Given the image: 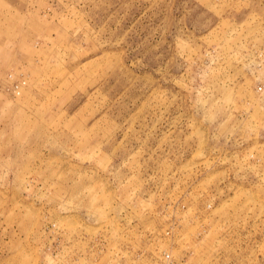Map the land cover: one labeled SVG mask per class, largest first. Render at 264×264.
<instances>
[{"label": "rangeland", "instance_id": "obj_1", "mask_svg": "<svg viewBox=\"0 0 264 264\" xmlns=\"http://www.w3.org/2000/svg\"><path fill=\"white\" fill-rule=\"evenodd\" d=\"M0 264H264V0H0Z\"/></svg>", "mask_w": 264, "mask_h": 264}, {"label": "built area", "instance_id": "obj_2", "mask_svg": "<svg viewBox=\"0 0 264 264\" xmlns=\"http://www.w3.org/2000/svg\"><path fill=\"white\" fill-rule=\"evenodd\" d=\"M260 89V88H259Z\"/></svg>", "mask_w": 264, "mask_h": 264}]
</instances>
